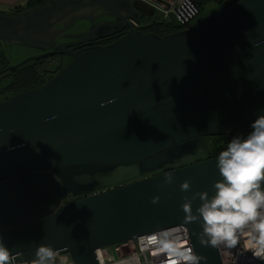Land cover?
<instances>
[{"label": "water", "instance_id": "1", "mask_svg": "<svg viewBox=\"0 0 264 264\" xmlns=\"http://www.w3.org/2000/svg\"><path fill=\"white\" fill-rule=\"evenodd\" d=\"M194 5L165 36L142 30L154 11L137 0H49L0 14L1 43L72 58L0 103V236L17 264L40 245L100 264L97 250L181 226L184 197L213 194L215 138L227 144L264 115V0H230L205 16ZM186 227L206 264H223L219 249L200 245L199 223Z\"/></svg>", "mask_w": 264, "mask_h": 264}, {"label": "clouds", "instance_id": "2", "mask_svg": "<svg viewBox=\"0 0 264 264\" xmlns=\"http://www.w3.org/2000/svg\"><path fill=\"white\" fill-rule=\"evenodd\" d=\"M215 162L221 179L214 182L213 194L204 191L191 198L185 196L183 224L140 236L141 253L163 257L159 264H206V258L194 251L190 243L193 233L186 227L199 223L202 231L197 238L201 246L236 249L240 255L251 253L253 260L264 264V115L250 124L246 135H234ZM172 176H165L166 184L173 183ZM190 190L191 181L186 180L181 191ZM196 200L200 204L194 210ZM159 202V196L152 199L153 204ZM56 254L52 246L40 245L30 264H55ZM133 259L139 264V256ZM0 264H17L16 255L2 236Z\"/></svg>", "mask_w": 264, "mask_h": 264}, {"label": "trees", "instance_id": "3", "mask_svg": "<svg viewBox=\"0 0 264 264\" xmlns=\"http://www.w3.org/2000/svg\"><path fill=\"white\" fill-rule=\"evenodd\" d=\"M197 1L203 8L205 5L211 3H219V7L223 5V0ZM47 2V0H28L22 9H15V11L11 10L8 14L11 16L18 15L25 10L44 6ZM180 28V25L176 26L173 22L156 21L153 24L146 26V28H142V30L144 32H152L160 36H165L166 34L178 31ZM51 62L52 61L43 58H34L29 59L18 66H11L8 57L3 50L2 43L0 42V98L3 99L2 101L8 100L20 92L42 87L53 77V75H56L66 66L62 63L57 66ZM223 143L224 141L220 137L214 141V157H218V154L221 151L219 147H222Z\"/></svg>", "mask_w": 264, "mask_h": 264}, {"label": "built area", "instance_id": "4", "mask_svg": "<svg viewBox=\"0 0 264 264\" xmlns=\"http://www.w3.org/2000/svg\"><path fill=\"white\" fill-rule=\"evenodd\" d=\"M137 1L151 8L154 14L159 13L163 17V21L169 22L170 18H174L180 26H182L183 20H188L197 13L194 5L197 0ZM219 252L223 264H261L259 260L252 259L251 253L240 255L236 249H219ZM96 253L100 264H136L133 259L136 256L140 257L139 264H159V260L163 258L152 257L149 253H141L139 250V238L116 246L99 249ZM70 263H72V260L69 254H56L55 264Z\"/></svg>", "mask_w": 264, "mask_h": 264}, {"label": "rangeland", "instance_id": "5", "mask_svg": "<svg viewBox=\"0 0 264 264\" xmlns=\"http://www.w3.org/2000/svg\"><path fill=\"white\" fill-rule=\"evenodd\" d=\"M217 8L218 7L214 4L212 5L207 4L204 6V10L201 16L208 15L212 13L213 11H215ZM154 21H163V17L159 13H155L152 17L145 16L142 24L148 23V22H154ZM169 22H173L174 24H176V26L178 25L177 21L174 18H170ZM2 46H3V50L5 51L6 56L8 57V60L11 66H18L29 59L38 58V57H41L42 55V51L36 50L33 48L24 47L22 45H9V44L2 43ZM65 62L70 63L69 59H66ZM1 102H2V99L0 98V103ZM70 264H73V263H70Z\"/></svg>", "mask_w": 264, "mask_h": 264}, {"label": "flooded vegetation", "instance_id": "6", "mask_svg": "<svg viewBox=\"0 0 264 264\" xmlns=\"http://www.w3.org/2000/svg\"><path fill=\"white\" fill-rule=\"evenodd\" d=\"M88 28H89V24L87 23V26L82 31H79L76 28H72L71 30H69L67 32V34H76V33H79V32L86 31ZM124 35H125V33H121V34H117V35H114V36H110L108 38H104V39H101V40H98V41H93V42H89V43H86V44H81L80 46H77V48H78L77 51L78 50H81V49H85V48L95 47V46H108V45H110V44L118 41L119 39H121ZM73 41L74 40L64 39V38H59L58 39V43L59 44L60 43L61 44H68V43H72ZM49 52H50V50H47L46 52H42L41 57H38V58H43L45 60L52 61L51 63L54 64V65H57V66L60 65L61 63L63 65H68L69 63H66L65 62L66 59H69L70 62L72 61V58L71 57L65 56V55H54V56H51V57H44V55H46ZM218 138L219 137L215 138V140L218 139ZM222 140H223V138H222ZM224 143H223L224 147H223V145H222V147H219V149H221V151L226 149L227 144L226 143L224 144ZM213 144H214V142H213ZM213 157H214V153H213Z\"/></svg>", "mask_w": 264, "mask_h": 264}, {"label": "crops", "instance_id": "7", "mask_svg": "<svg viewBox=\"0 0 264 264\" xmlns=\"http://www.w3.org/2000/svg\"><path fill=\"white\" fill-rule=\"evenodd\" d=\"M28 0H0V14L5 13L6 15H9L8 13L11 12V10L15 11V9H22V7L25 6ZM49 1V0H47ZM229 0H223V4L227 3ZM216 5L219 7V3H211L209 5ZM156 22V21H154ZM154 22H148L141 24V26H149L153 24Z\"/></svg>", "mask_w": 264, "mask_h": 264}]
</instances>
